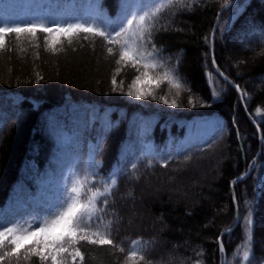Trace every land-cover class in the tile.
I'll return each mask as SVG.
<instances>
[{
	"label": "trees",
	"instance_id": "obj_1",
	"mask_svg": "<svg viewBox=\"0 0 264 264\" xmlns=\"http://www.w3.org/2000/svg\"><path fill=\"white\" fill-rule=\"evenodd\" d=\"M228 1L46 0L32 22L52 31L3 35L0 209L24 187L30 200L51 187L47 211L72 186L81 203L96 195L88 239L77 232L66 252H56L38 243L41 234L16 245L9 236L0 256L15 253L0 264H54L52 254L55 264H220L223 253V264H264V0H235L222 10ZM141 7L149 12L148 31L144 58L135 62L120 59L124 37L109 43L82 29L56 31L93 20L109 31ZM218 71L238 86L244 107ZM222 152L206 187L185 183L189 168ZM249 163L247 177L231 184ZM153 175L174 178L168 188L193 200L162 194L145 204L160 231L128 229L123 195ZM236 207V225L221 233L233 226ZM31 226L13 228L19 234ZM94 233L112 244L92 243Z\"/></svg>",
	"mask_w": 264,
	"mask_h": 264
},
{
	"label": "snow or ice",
	"instance_id": "obj_2",
	"mask_svg": "<svg viewBox=\"0 0 264 264\" xmlns=\"http://www.w3.org/2000/svg\"><path fill=\"white\" fill-rule=\"evenodd\" d=\"M149 2L154 3L155 0H149ZM139 12H142L143 14H139ZM139 12H130L116 27H112L109 31H103L99 26H94L96 24V21L94 20L91 22L68 23L67 28H61L57 25L56 31L82 29L86 32H94L96 35L103 37L109 43L119 42L118 38L124 37V41L121 45L120 59L124 60L125 58H131L133 62H135L137 57L140 59L144 58L141 48L143 47L144 33L148 31L145 27V21L149 18V12L144 10L143 7L139 9ZM85 23L88 24L87 27H85ZM37 27L43 31H52V29L46 28L42 22H28L26 28L0 27V41L3 40V35L5 33H19L22 31L35 33ZM108 51L111 52L112 49L109 48ZM213 62L215 61L213 60ZM154 66L155 65L147 63L144 65L145 68ZM143 75L147 76L148 73L145 72ZM137 79H139V77H137ZM112 83H116L115 79H113ZM128 95L132 96L133 93L129 92ZM137 98H140L139 94H137ZM144 98L146 99L147 97ZM153 99H155V97H153ZM165 103H167L166 100ZM172 106L175 107V103H173ZM112 184L116 185L117 181L112 179ZM95 195L96 194L93 193V198L89 199L87 203H81L80 189L76 186L66 188L65 195L61 197V200L57 204H54L45 214L46 216L54 218L50 221L34 218V221L32 222L34 230L18 234L13 227H9L8 224L0 222V229H2L0 230V245H3L5 239L9 236H11V244L16 245L29 236H37L38 234H41L43 239L42 241H38V243L42 242L45 248L55 249L56 252H66L68 250L66 245H72L75 243L77 232L82 233L80 239L86 240L89 238L83 233L86 228L90 227L92 221ZM12 223L16 222L13 221ZM57 227L63 228L64 231L57 235H50V233H52ZM94 235H96L97 240H92V243H97L98 241L100 244H112L111 240L100 237L99 233H94ZM220 250L223 251V244H221ZM14 253L15 248H13L11 252H5L4 256H0V260L13 255ZM72 255L73 258L79 256V249L72 253ZM135 256L136 252L133 251L130 253V259ZM141 259H143V257H141ZM245 259H248L247 255L245 256ZM52 260L55 264V254H52Z\"/></svg>",
	"mask_w": 264,
	"mask_h": 264
},
{
	"label": "rangeland",
	"instance_id": "obj_3",
	"mask_svg": "<svg viewBox=\"0 0 264 264\" xmlns=\"http://www.w3.org/2000/svg\"><path fill=\"white\" fill-rule=\"evenodd\" d=\"M29 3L30 0H0V21H9L8 19H11L12 17H17L18 19L25 17L30 18L31 12L27 7V4ZM198 131L199 129H197L196 132ZM225 156L226 153L222 152V154H216L209 160L205 159L203 166H201L200 168H196L193 165V167L189 168V171H191L190 174H192L190 180L186 182L182 180L180 182L181 184H178L183 185L184 182L192 184V182H195L193 185L206 187V182L210 181V178L216 171L217 162L220 158L224 159ZM168 183H173V185L176 184L174 178H160L159 175L157 176V178H155V176L153 175L150 179H144L141 183L136 184L134 193H132L131 191H127L125 195H123V199L125 201L124 204L122 203V207L124 209L123 219L125 220L128 229H149L151 232L157 234L160 231V228L158 227L156 220L152 218L147 212L148 209L145 206V204H147L146 202L150 200H157L160 195L166 193L170 194L169 196H171L172 199L192 198L190 197L189 193L186 194V192L184 194L182 193V197L181 195L178 196V194H180L179 191L172 189L170 186L168 188ZM24 195H27L26 190L20 196ZM46 201L47 194L43 193L39 197L38 201H26L25 204L17 203L15 204L11 212H5L0 215V222L13 224V221L19 222L18 219L22 221V207H25L27 212H30V214L34 218L36 217L38 219L37 214L44 206ZM221 233H223V231ZM23 241L27 242L28 239H25Z\"/></svg>",
	"mask_w": 264,
	"mask_h": 264
},
{
	"label": "water",
	"instance_id": "obj_4",
	"mask_svg": "<svg viewBox=\"0 0 264 264\" xmlns=\"http://www.w3.org/2000/svg\"><path fill=\"white\" fill-rule=\"evenodd\" d=\"M232 3V1L231 2H228V3H226L224 6H223V8H226V7H228L230 4ZM217 17H216V19H215V21H214V23H213V26H212V30H211V36H210V41H211V53H210V55H211V59H213V44H212V42H213V36H214V29H215V26H216V23H217ZM221 75V74H220ZM222 76V78L225 80V81H227L233 88H235L236 90H238V87L231 81V80H229V79H227V78H225L223 75H221ZM248 173V171H245L244 173H242L237 179H236V181L235 182H237V181H239V180H241L242 178H244L245 177V175ZM236 222H237V211H236V213H235V224H236ZM219 243H220V240H219Z\"/></svg>",
	"mask_w": 264,
	"mask_h": 264
}]
</instances>
